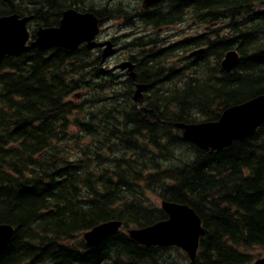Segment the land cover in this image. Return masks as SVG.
I'll return each mask as SVG.
<instances>
[{
	"label": "trees",
	"instance_id": "obj_1",
	"mask_svg": "<svg viewBox=\"0 0 264 264\" xmlns=\"http://www.w3.org/2000/svg\"><path fill=\"white\" fill-rule=\"evenodd\" d=\"M109 1L0 0V17H34L31 39L69 8L101 25L121 19L127 29H152L127 39L146 85L139 103L134 82L101 74L98 52L84 45L0 61V224L16 227L0 264H253L249 251L264 249V124L221 151L198 149L174 125L215 122L264 95V0H168L148 9ZM190 23L203 29L175 41L159 33ZM230 50L239 61L226 73ZM156 199L200 218L194 262L177 247L127 235L167 219ZM113 220L118 232L97 247L85 243V232Z\"/></svg>",
	"mask_w": 264,
	"mask_h": 264
},
{
	"label": "water",
	"instance_id": "obj_2",
	"mask_svg": "<svg viewBox=\"0 0 264 264\" xmlns=\"http://www.w3.org/2000/svg\"><path fill=\"white\" fill-rule=\"evenodd\" d=\"M160 0H143L141 6L147 8ZM31 16L19 17L16 14L0 17V61L6 56H18L24 52L51 48L74 50L85 43L90 50L102 48L101 63L115 53L111 41L96 42L99 32V20L93 13H79L74 9L64 11L60 25L55 28L40 27L35 40L30 42L27 24ZM200 53L196 51L193 54ZM239 55L235 50L227 52L221 62V68L230 73L238 64ZM118 69L127 70L135 79V65L130 61L122 62ZM145 84H138L134 93V101L143 97ZM79 98L80 94L75 95ZM264 124V95L257 96L242 104L234 105L222 112L215 122L197 124L175 123V128L182 131V138L200 150L221 151L231 146L234 141L251 136ZM161 209L166 213V220L144 228L128 230L130 239L142 246L178 247L188 255L191 262L196 259L199 240L204 229L198 215L192 208L184 204L168 201L161 202ZM122 226L120 221H109L94 227L83 234L85 243L97 247L110 234L117 232ZM16 228L0 224V252L10 243ZM256 264H264V257L258 258Z\"/></svg>",
	"mask_w": 264,
	"mask_h": 264
},
{
	"label": "rangeland",
	"instance_id": "obj_3",
	"mask_svg": "<svg viewBox=\"0 0 264 264\" xmlns=\"http://www.w3.org/2000/svg\"><path fill=\"white\" fill-rule=\"evenodd\" d=\"M89 2H93L96 3L98 5L99 1H102V4L104 5L105 3H107V7L110 6V3H112L109 0H87ZM141 0H115L114 4H121L123 3L125 6H131L134 7L136 6L138 3H140ZM110 2V3H109ZM122 20L121 19H113V20H108L105 24H103L102 26V32L100 33V35L98 36V40L99 41H104V40H108V38L111 37H120L122 36L125 32V30H123L122 27ZM203 29L202 27H198L195 26L194 24L190 23L189 25H183L181 27H178L176 30H172V31H168L164 34H162V36H167L169 37V40H178L179 37H185L186 35H192L195 34L197 31H200ZM131 31H133L132 29H130ZM135 37V36H133ZM118 48H121L116 55H114L115 57H113L111 59V61L108 63L109 67L112 68L116 63H118L119 61L124 60V58H126L129 54L132 53V51H129L127 48V51L124 49L125 46H127V42H125V39L122 38V40L120 41L118 39ZM116 73H119V70H115ZM71 99H73L74 101H79L81 99V95L79 98L74 97L72 95ZM150 196H153L152 193H150ZM157 204L160 205V201L158 199H156ZM174 253V252H172ZM249 253L254 257V260L259 258V257H264V249L261 248H256L254 250L249 251ZM170 259H175V256H172Z\"/></svg>",
	"mask_w": 264,
	"mask_h": 264
},
{
	"label": "flooded vegetation",
	"instance_id": "obj_4",
	"mask_svg": "<svg viewBox=\"0 0 264 264\" xmlns=\"http://www.w3.org/2000/svg\"><path fill=\"white\" fill-rule=\"evenodd\" d=\"M167 1H164V2H160V3H156L154 6H152V8H155L156 6H161V5H164L165 3H166ZM98 4H102V2H98ZM110 7V6H109ZM136 24H138V20H137V23ZM123 30H125V31H127V32H125L122 36H120V37H111V38H108V40H110L112 43H113V45H114V47L116 48V53H115V55L119 52V51H121L120 49L121 48H118V39L121 41L122 40V38H124L125 39V42H127V39H130V38H132L133 36H137V37H148V36H150V34L152 33V29L151 28H149V27H142V26H140V25H138V28H136V29H133V28H131L133 31H131L130 29H127V28H125V27H121ZM102 32V29H100V33ZM100 33H99V35H100ZM129 50V48L128 47H126L125 46V50L127 51V49ZM113 57H115V56H112L110 59H108V61H106V66H107V72L105 73V74H107L106 76H113V75H118L119 77H120V79L121 78H123V79H128V72L127 71H119V73H116V71H114V67L115 66H117V64H119L120 62H122V61H125V60H129V55L126 57V58H124V60H122V61H119L118 63H116L112 68H110L109 67V65H108V63L111 61V59L113 58Z\"/></svg>",
	"mask_w": 264,
	"mask_h": 264
},
{
	"label": "bare ground",
	"instance_id": "obj_5",
	"mask_svg": "<svg viewBox=\"0 0 264 264\" xmlns=\"http://www.w3.org/2000/svg\"><path fill=\"white\" fill-rule=\"evenodd\" d=\"M69 9H71V8H69ZM66 10H68V9H66ZM66 10H64V11H66ZM64 11H63V12H64ZM62 14H63V13H62ZM31 17H33V16H31ZM96 17H97V16H96ZM61 18H62V16H61ZM33 19H34V17H33ZM33 19H32L31 21H33ZM30 24H31V22H30L29 24H27V26H29ZM192 35H193V34H192ZM230 51H231V50H230ZM235 51H236V50H235ZM236 52H237V51H236ZM237 53H238V52H237ZM238 55H239V54H238ZM18 56H19V55H18ZM10 57H12V56H10ZM134 64H135V63H134ZM236 66H237V65H236ZM222 70H223V69H222ZM232 71H233V70H232ZM232 71H231V72H232ZM226 73H227V72H226ZM136 78H137V77H135V79H132V78L130 77L131 80H136V82H137V79H136ZM140 84H141V83H140ZM252 99H253V98H252ZM252 99H250V100H252ZM250 100H249V101H250ZM174 127H175V126H174ZM187 206H188V205H187ZM15 228H16V227H15ZM132 228H133V227H132ZM132 228H129V229H132ZM115 233H116V232H115ZM129 238H130V237H129ZM131 240H132V239H131ZM139 245H140V244H139ZM188 259H189V257H188ZM256 260H257V259L253 260V264H256V263H255Z\"/></svg>",
	"mask_w": 264,
	"mask_h": 264
}]
</instances>
